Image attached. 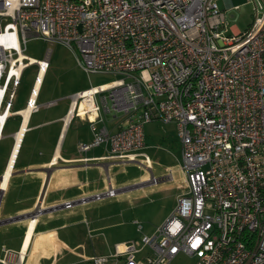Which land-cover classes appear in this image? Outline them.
<instances>
[{"label":"built area","instance_id":"1","mask_svg":"<svg viewBox=\"0 0 264 264\" xmlns=\"http://www.w3.org/2000/svg\"><path fill=\"white\" fill-rule=\"evenodd\" d=\"M248 1L251 25L229 35L217 0H0V140L24 71L49 66V51L25 53L30 37L76 49L88 73L116 76L70 96V118H87L93 133L80 151L109 142L110 157L141 156L150 168L145 124L176 126L185 190L172 213L138 243L73 264H170L178 254L193 264H264V0ZM38 92L27 98L29 113L40 107ZM101 111L124 124L96 126ZM118 192L110 186L61 206Z\"/></svg>","mask_w":264,"mask_h":264},{"label":"crops","instance_id":"2","mask_svg":"<svg viewBox=\"0 0 264 264\" xmlns=\"http://www.w3.org/2000/svg\"><path fill=\"white\" fill-rule=\"evenodd\" d=\"M84 89L86 88L81 90ZM70 96L65 105L55 110L53 109L58 108L56 106L59 105V101L66 100L67 97L53 98L44 103H38L40 106L51 109L48 113L49 117L31 126L32 114L38 110L29 113L19 142L16 136L24 123V118L19 111L25 108L26 102L24 107L13 110L16 111V114L12 117L18 116L20 119L17 130L14 133L4 134L3 137V139L10 137L12 145L0 170V176L9 171L3 188H1L0 181V189H2L0 202L3 199L5 203L0 212V221L35 210L37 212L32 218L0 223V259H5L6 264H73L94 254L108 255L113 251L110 244H105V247H102L101 243H94L93 247L95 245L97 247V249L93 248L94 252L76 253L78 246L76 242L78 238H81L79 231L87 232L81 220L75 218L77 216L76 207L86 205L89 202L85 204L76 203L71 208H64L61 205L66 201H76L81 197H90L103 192L110 186L118 190L128 187V182H121L120 179L112 178L110 170L119 163L123 164L125 160L128 162H136V160L110 157L111 145L109 142L92 147L88 151H80L78 144L89 141L93 133L87 118L77 116L70 118L68 114ZM51 101H54V103L49 105L48 103ZM105 114L111 115L110 117L106 115L104 120L99 118L96 126L104 125L110 132H114L125 122L124 117H119L121 115L119 113ZM152 123L155 125L174 124L159 121H151L145 124V141L147 137L146 126ZM28 133L35 134L28 141V151L20 157ZM177 142L180 149L178 137ZM17 143H19L18 149L16 155H14ZM145 168L151 170L152 165L150 168L145 165ZM150 178L147 177L146 180H142L145 183L143 186L154 184L150 182ZM180 183L176 184L177 188H179ZM121 192L123 191L118 193ZM114 197L105 198L98 202ZM53 206L59 208L46 210ZM134 222L138 228L140 223ZM142 229L141 225V229H138L141 236L143 235ZM103 238L106 239L105 236ZM22 246L27 247V249L23 253L22 261H18V254L21 253ZM98 249L100 252L96 253ZM15 254H17L16 258ZM0 264L2 263L0 262Z\"/></svg>","mask_w":264,"mask_h":264},{"label":"rangeland","instance_id":"3","mask_svg":"<svg viewBox=\"0 0 264 264\" xmlns=\"http://www.w3.org/2000/svg\"><path fill=\"white\" fill-rule=\"evenodd\" d=\"M217 2L220 9L225 10L229 35L248 29L255 16V4L252 1L231 0L233 5H239L235 9L227 8L224 0H217ZM47 51H49V67L41 79L38 103H44L53 98L67 97L66 100H60L59 105L56 106L58 108L53 110L65 105L69 96L82 88L98 86L116 78L113 74L86 72L80 65L77 50L61 42L48 41L38 37L28 38L25 48V53L28 56L43 59ZM37 71L36 65H31L24 71L12 111L25 106L29 91L31 92L33 83L35 84ZM37 110L32 114L31 126L38 121L48 119V113L51 111L46 106H40ZM106 115L110 117L111 114L101 111V120H104ZM119 117H123V115H119ZM19 119L18 116L11 117L4 134L14 133L18 128ZM145 130L147 134L146 147L142 152L148 156L152 169L145 168L144 158L140 156L136 162L125 160L123 164L115 165L111 168L110 175L112 178L120 179L121 182H128L129 186L144 183L142 180L151 176L159 180L151 185L123 191L111 199L100 202L90 201L86 205L77 206L75 218L81 220L87 232L79 231L81 238H78L76 242V244L78 243L76 253L94 252L93 248L97 249L96 245L93 247L94 243H101L102 247H105V244H110L113 247L116 243L129 241L138 243L141 233L134 221L142 225L143 234L151 235L174 210L177 194L185 190L176 187V184L182 181L183 175L181 170L182 154L177 142L176 126L152 123L148 124ZM33 134L35 133H28L20 157L28 151V141ZM11 145L10 137L0 140V170ZM4 204L2 199L0 212ZM104 236L106 239L103 238ZM99 252L98 249L96 253ZM194 262L195 258L178 254L170 264H193Z\"/></svg>","mask_w":264,"mask_h":264},{"label":"bare ground","instance_id":"4","mask_svg":"<svg viewBox=\"0 0 264 264\" xmlns=\"http://www.w3.org/2000/svg\"><path fill=\"white\" fill-rule=\"evenodd\" d=\"M44 72H45L44 66H41V68L38 70L37 78H36L35 84L33 86V97H35V95L37 94V92L39 90L41 79L43 77ZM30 109H31V107L29 106V107L23 108L21 111H19V113L22 114V116L24 118V120H23L24 123H23V126L20 128V130H19V132L17 133V136H16L17 139H18V142L20 141V139H21V137L23 135L24 125L26 124L27 116H28V114L30 112ZM18 144L19 143H17L16 148L14 150V153H13L14 155H16V152H17V149H18ZM8 175H9V171L5 175H3V179L1 181V184H2L1 188H3L5 186V182H6V179H7ZM26 249H27V247H24V246L21 247V250H22L21 251V253H22L21 261L23 259V253L26 251Z\"/></svg>","mask_w":264,"mask_h":264},{"label":"water","instance_id":"5","mask_svg":"<svg viewBox=\"0 0 264 264\" xmlns=\"http://www.w3.org/2000/svg\"><path fill=\"white\" fill-rule=\"evenodd\" d=\"M2 179H3V175L0 176V181H2ZM144 184L145 183H142V184L139 183V184L131 185V186L122 188L119 191H126V190H129V189L135 188V187L143 186ZM1 192H2V189H0V194H1ZM46 210H52V208H49V209H46ZM36 212L37 211L35 210V211L29 212V213H25V214H22V215H17V216L5 219L3 221H0V223H10V222L17 221V220L24 219V218H32V217H34L36 215Z\"/></svg>","mask_w":264,"mask_h":264}]
</instances>
